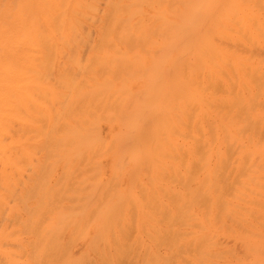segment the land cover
Segmentation results:
<instances>
[{"label": "bare ground", "instance_id": "6f19581e", "mask_svg": "<svg viewBox=\"0 0 264 264\" xmlns=\"http://www.w3.org/2000/svg\"><path fill=\"white\" fill-rule=\"evenodd\" d=\"M4 210L0 264H264V0H0Z\"/></svg>", "mask_w": 264, "mask_h": 264}, {"label": "rangeland", "instance_id": "374dc122", "mask_svg": "<svg viewBox=\"0 0 264 264\" xmlns=\"http://www.w3.org/2000/svg\"><path fill=\"white\" fill-rule=\"evenodd\" d=\"M103 167L104 166H102V169H103ZM106 168V170H105V172H104V174H103V176H102V174L99 176V178H98V184H96V188H95V191H94V193L92 194V195H90L89 197H87V199L85 200V203H86V205H89L92 201H93V199L95 198V193L96 192H98L97 190H99L98 188H100V185H102V183L106 180V178H107V176H108V168L107 167H105ZM60 169H61V166H57V167H55V171H56V173H58V172H60ZM106 174V175H105ZM23 178V179H22ZM21 179H19V180H17V187L18 186H24V185H28L29 184V182H30V180L28 181V179H27V177H25V175L22 177ZM103 180H102V179ZM143 179V178H142ZM32 180V179H31ZM20 181H22L21 183H23V184H21V183H19ZM51 183H53L54 181H55V175H53L51 178H50V180H49ZM34 181L32 180V183H33ZM21 184V185H20ZM94 196V197H93ZM31 197V196H30ZM29 197V198H30ZM32 198V197H31ZM29 199L28 200V203H31V201H34V199L32 198V199ZM28 199V198H27ZM88 200V201H87ZM90 201V202H89ZM2 215H3V218L5 217V219H1L2 218V216H1V218H0V220H2V222H0L1 224H10V222L12 221L10 218H8L7 217V215H8V212L6 211V210H4V213H2ZM10 220V221H9ZM132 232L130 231V233H129V235L130 236H132V234H131ZM24 236H25V234H24ZM82 239L83 238H81V237H77L71 244L72 245H70V246H72L71 248L69 247V250L72 252V254H74V255H77L78 254V252L79 251H81L82 249H83V247L85 246V244H83V242H85V240L87 239V237L86 238H84V240H83V242H82ZM80 240V241H79ZM83 246V247H82ZM134 252H136L135 250L131 253V255H130V257H131V261H135L136 260V258H137V260H138V255H137V253L134 255ZM137 255V256H136ZM132 256H135V257H132ZM135 258V259H134ZM133 261V262H134ZM132 262V263H133ZM125 264H128V263H125ZM130 264H131V262H130Z\"/></svg>", "mask_w": 264, "mask_h": 264}]
</instances>
